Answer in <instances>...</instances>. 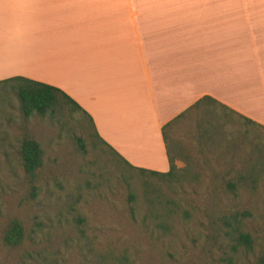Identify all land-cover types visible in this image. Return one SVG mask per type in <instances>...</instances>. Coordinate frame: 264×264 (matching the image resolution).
<instances>
[{
    "label": "rangeland",
    "instance_id": "374dc122",
    "mask_svg": "<svg viewBox=\"0 0 264 264\" xmlns=\"http://www.w3.org/2000/svg\"><path fill=\"white\" fill-rule=\"evenodd\" d=\"M199 110L164 131L169 153L171 142L179 149L175 168L192 161L197 181L160 178L117 162L80 112L22 118L0 84V264H254L264 253V129L217 111L216 133L200 139ZM24 136L42 151L32 192L18 156ZM234 211L247 213L249 251H232L224 233ZM12 219L23 229L16 247L2 242Z\"/></svg>",
    "mask_w": 264,
    "mask_h": 264
},
{
    "label": "crops",
    "instance_id": "0c3cea01",
    "mask_svg": "<svg viewBox=\"0 0 264 264\" xmlns=\"http://www.w3.org/2000/svg\"><path fill=\"white\" fill-rule=\"evenodd\" d=\"M12 77L60 90L124 162L165 173L164 131L204 96L264 129V0H0Z\"/></svg>",
    "mask_w": 264,
    "mask_h": 264
},
{
    "label": "trees",
    "instance_id": "16d2710c",
    "mask_svg": "<svg viewBox=\"0 0 264 264\" xmlns=\"http://www.w3.org/2000/svg\"><path fill=\"white\" fill-rule=\"evenodd\" d=\"M0 84L5 86L8 85L12 90L18 102V109L22 118H28L33 114H37L39 116L48 114L52 116L55 112L60 111L62 108H68L70 111L80 112L87 118L92 132L91 136H93V138H96L102 146L107 148L108 151L117 160V162L123 164V166L129 168L130 170H136L141 174L146 173L150 176H156L160 178L167 177L171 179H184L187 173L189 174L190 172H192L193 162L186 160L183 157L181 158L184 159L185 168L182 170H177L175 168L173 161L174 159L178 158L180 154H178V147L175 146V144H172V142L171 146L174 148V154H170L168 151V147L166 146L168 170L165 173L132 167L126 162H124L111 148H109L106 144H104L96 137V133L94 131L93 124L89 116H87V114H85V112H83L75 102H73L60 90L23 77L8 78L0 81ZM217 108L219 110L225 111L223 106H220L211 98L204 96L197 100L183 113L179 114L175 119L181 118L184 114L188 113L189 111H196L200 109L199 112H195L196 132L200 139L209 140L211 139V135L213 133H216L217 131L216 127L218 125L214 121V119L217 120L218 116ZM228 116L229 113L227 112H220L219 114V117L224 119ZM245 122L250 125H255L249 120H245ZM169 124L165 125L163 127V130ZM164 139L166 138H164L163 135V140ZM18 156L23 176L25 177L26 183L30 186L29 192H32L35 188L34 184L36 182L37 170L41 166L42 151L35 140L24 136L20 141ZM245 171L250 173L249 169L247 168L245 169ZM187 177L190 178L192 181H197V176L194 174H189ZM223 185L228 192H234L235 182H233L232 180H224ZM245 215H247V213H239L234 211L233 213H229L228 215L223 216L221 219V224L226 228L224 233H226L227 239L230 243H234V245L231 246L232 251L234 252L236 251L237 246L243 247L245 251H249L251 249L252 239L250 235L240 230V222ZM22 237L23 229L21 223L16 219L10 220L3 230L2 242L7 246L16 247L20 245ZM254 264H264V253L256 258Z\"/></svg>",
    "mask_w": 264,
    "mask_h": 264
}]
</instances>
